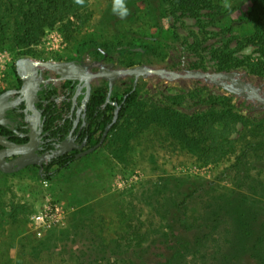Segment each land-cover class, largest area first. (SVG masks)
Returning a JSON list of instances; mask_svg holds the SVG:
<instances>
[{
	"label": "rangeland",
	"instance_id": "1",
	"mask_svg": "<svg viewBox=\"0 0 264 264\" xmlns=\"http://www.w3.org/2000/svg\"><path fill=\"white\" fill-rule=\"evenodd\" d=\"M249 2L211 19L205 9L199 11V18L190 17L166 0H126L130 13L121 19L113 12L114 0H88L90 19L73 38H65L58 26L46 29L43 41L28 55L0 29V92L17 84L13 65L20 56L52 61L83 57L88 63L114 62L117 68L144 63L176 71L238 70L264 88V43L255 35L264 36V30H258L264 25V0L256 3L251 18L243 15ZM221 4L228 11L225 5L233 2ZM249 47L253 55L246 54ZM102 51L107 53L105 60H101ZM62 82L53 81L59 95H63ZM131 82L128 76L116 80L117 94L121 96ZM92 83L94 89L107 85L102 78ZM135 85L136 101L102 144L56 169L50 180L39 179L30 167L0 172V264H129L126 235L131 236L132 225H140L147 234L163 228L168 222L164 212H176L169 201L181 200L192 186L189 180L205 178L203 186L218 193L236 187L240 177L232 162L245 133L251 141L261 139L260 149L255 150L260 156H252L250 172L264 177L260 103L198 78L170 81L150 75ZM209 125L223 138L226 153L219 160L208 159L204 151ZM199 201L192 198L187 210L196 209ZM53 206L61 219L47 226V210ZM76 219L83 220L90 233L75 234L71 223ZM219 235L214 257L189 264H216L222 252L233 254L225 235ZM119 243L120 248L115 247ZM160 253L168 252L155 246L137 264H157Z\"/></svg>",
	"mask_w": 264,
	"mask_h": 264
},
{
	"label": "trees",
	"instance_id": "2",
	"mask_svg": "<svg viewBox=\"0 0 264 264\" xmlns=\"http://www.w3.org/2000/svg\"><path fill=\"white\" fill-rule=\"evenodd\" d=\"M224 0H166L176 10L190 17L199 18L200 10L205 9L211 19L228 15L238 10L247 0H231L228 11L222 9ZM250 0L243 15L251 18L257 2ZM90 19L88 0L78 4L76 0H0V29L2 35L7 36L16 47L23 50V54H31V48L43 41L46 29L56 26L64 33V37L71 39L74 33L83 27ZM258 30H264L261 24ZM255 35L264 43V36L260 32ZM230 66V64H227ZM13 71L15 68L13 65ZM16 73V72H15ZM17 76V74H16ZM17 82L20 78L17 76ZM107 85L95 89L86 103L85 120L89 127V143L95 144L105 126L111 121L115 101L119 106L116 121L110 126L108 132L113 130L118 121L124 116L127 107L136 101L137 86L131 85L119 96L114 87L109 100L106 101ZM63 94L71 95L74 91L72 81H65L62 86ZM38 96L53 98L59 96L58 89L53 85L43 88ZM215 102H212V105ZM69 101L56 102L49 99L44 108L45 124L52 129L53 134L61 137L70 127L68 118L63 119L65 107ZM248 131H251L248 130ZM7 129L0 125V133L6 134ZM219 130L209 125L206 128L207 145L205 153L211 160L221 159L226 153L223 138ZM248 134L240 137V152L234 156L232 168L240 178L235 181L236 187L227 192L212 191L203 186L206 179L197 177L189 180L191 187L183 194L181 200H171L176 212L165 211L163 216L167 220L163 228H153V233L140 231V225H132L126 235V248L129 254V264H137L144 254L150 253L155 246L167 250V254H158L157 264H189L190 260L199 259L202 262L214 257L218 253L215 246H219L221 232L225 235V242L230 243L234 253L222 252L216 264H264V177L251 175L252 156L256 155L262 145L261 139L251 141ZM107 136V135H106ZM106 138V137H105ZM20 141L21 139H14ZM73 156H62L54 160L43 174H38L42 180H50L56 169L68 166L74 161ZM260 164V163H259ZM258 165V163H257ZM55 170L49 172V167ZM264 167V166H263ZM192 198H199V206L194 210H187L186 205ZM19 207H21L19 205ZM17 207V208H19ZM5 220V214L1 216ZM82 219V218H81ZM72 220L71 228L75 234L90 233L83 220ZM179 231V232H178ZM93 235L95 233H92ZM118 240H122L119 238ZM102 245V244H98ZM119 247L121 243L117 244ZM48 248V246H47ZM202 264V263H201Z\"/></svg>",
	"mask_w": 264,
	"mask_h": 264
},
{
	"label": "water",
	"instance_id": "3",
	"mask_svg": "<svg viewBox=\"0 0 264 264\" xmlns=\"http://www.w3.org/2000/svg\"><path fill=\"white\" fill-rule=\"evenodd\" d=\"M102 54L106 56L107 53L102 51ZM93 65L97 67L96 70L92 69ZM114 65V62L103 63L97 60L93 61V63H88L83 57L59 61L37 60L28 56L18 57L14 62V68L17 76L20 78L21 85L18 89H5L0 92V125L8 127H12L13 125V122L6 116L7 109L14 107L16 103V100L10 99V94L13 92H18L20 94V99L24 100L26 109L34 110L33 106L39 99L37 92L41 89V83L44 81V79L39 76V72L43 68L55 74V77H50L52 80H69L76 82L78 90L84 87L85 96L83 105L93 90L92 81L95 78H102L106 81L108 87L106 101H108L110 94L115 87V82L120 77H131L132 82L135 84L140 78L146 79L150 75H156L170 81L177 78L203 79L207 83L220 87L227 93L242 97L245 100L258 102L261 104V108L264 109L263 86L255 85L246 80V73H240L238 70L209 72L200 69H186L183 71H176L162 67L155 68L144 63L125 68H117ZM112 103L116 105L113 117L105 126L99 140L92 146L80 151L76 157L89 153L102 144L110 126L117 118L119 106L115 101ZM26 127L28 128L26 135L29 139L24 143H15L7 139L5 135L0 134V171L2 173L16 172L33 163L41 164L39 159H42L45 155H38L35 152L38 140L32 122L27 123ZM83 145L84 141L80 144H76L72 139H69V141L64 139L49 156L61 155L72 148L80 150ZM13 155L17 157L9 160L6 159L8 156Z\"/></svg>",
	"mask_w": 264,
	"mask_h": 264
},
{
	"label": "flooded vegetation",
	"instance_id": "4",
	"mask_svg": "<svg viewBox=\"0 0 264 264\" xmlns=\"http://www.w3.org/2000/svg\"><path fill=\"white\" fill-rule=\"evenodd\" d=\"M106 57H107V54L106 56L102 54L101 60H105ZM102 62L107 63L106 61H102ZM50 73H53V72L49 70L45 72L41 70L39 72V76L42 77L44 81L41 83V89L38 90L37 95L43 88H46L48 85H53L54 80L50 79L51 77ZM64 82L65 81L62 82L61 89H62ZM20 85H21V82L20 83L17 82V84L13 88H10V89H18ZM73 85H74V91L70 96L67 95L68 94L67 92L66 94L59 95L55 98H53L52 96L49 98L50 100L54 99L58 103L64 100L65 101L70 100L69 107H65V112L63 113V116H64L63 119L65 118L69 119L70 127L62 137L60 134L54 135L52 129L47 128L45 124L44 108L47 105L48 100H49L47 99V97L38 96L39 99L35 102L33 106L34 110H32V109H26L24 100L20 99L21 96L18 92H13L10 94V99L16 100V103L14 107L7 109L6 116L13 122L12 123L13 125L12 127L4 126L9 132H6V134H3V133H0V134L5 135L7 139L15 143H24L29 139V137L26 135V133L28 132V128L26 127V125L27 123L32 122L34 126V131L36 132V138L38 140L35 152L38 155H45L42 157V159H39L41 162L40 165L37 163H33V164H29L23 167L22 169L26 167H30V168L36 169L37 174H43L46 168L49 166V164L52 163L54 160H57L59 157L73 156L74 159H76L78 158L76 156L80 151L85 150L86 148L92 146L89 143V134H88L89 127H88L87 121L85 120V112H86V103L88 102V99L91 93L95 89L93 88L92 92L89 94L87 100L85 101L83 105L84 96H85V88L82 87L78 90L76 82H73ZM18 138H20L21 140L20 141L14 140ZM64 139H66L67 141H69V139H72L76 144H80L82 141H84V145L82 146L80 150L77 148H72L66 153H63L61 155L49 156L53 152V150L57 148V145ZM89 153H86V154H89ZM84 155H81V156H84ZM15 157L17 156L15 155L8 156L6 159L9 160ZM50 168L51 166L49 167V169ZM51 171L53 170H49V172Z\"/></svg>",
	"mask_w": 264,
	"mask_h": 264
},
{
	"label": "clouds",
	"instance_id": "5",
	"mask_svg": "<svg viewBox=\"0 0 264 264\" xmlns=\"http://www.w3.org/2000/svg\"><path fill=\"white\" fill-rule=\"evenodd\" d=\"M78 4H83L84 0H76ZM226 7H230V5H225ZM113 12L117 14L121 19L126 18L130 9L127 7L126 0H114L113 3ZM246 54L253 55L254 50L252 48L245 49ZM253 60H255V56H253Z\"/></svg>",
	"mask_w": 264,
	"mask_h": 264
},
{
	"label": "built area",
	"instance_id": "6",
	"mask_svg": "<svg viewBox=\"0 0 264 264\" xmlns=\"http://www.w3.org/2000/svg\"><path fill=\"white\" fill-rule=\"evenodd\" d=\"M54 208H49L47 210L48 213H50L49 216L46 215V221L44 222L45 225L50 226L53 223H58L60 221L61 212H59V209L56 206H53ZM55 209V212L53 213ZM46 214V213H45Z\"/></svg>",
	"mask_w": 264,
	"mask_h": 264
}]
</instances>
